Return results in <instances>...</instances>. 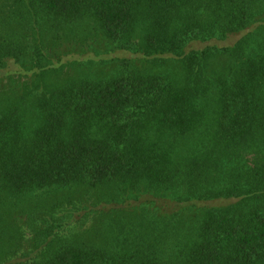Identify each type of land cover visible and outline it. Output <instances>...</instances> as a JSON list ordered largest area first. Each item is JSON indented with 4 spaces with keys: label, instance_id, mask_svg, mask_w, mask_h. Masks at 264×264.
<instances>
[{
    "label": "trees",
    "instance_id": "16d2710c",
    "mask_svg": "<svg viewBox=\"0 0 264 264\" xmlns=\"http://www.w3.org/2000/svg\"><path fill=\"white\" fill-rule=\"evenodd\" d=\"M0 264H264V0H0Z\"/></svg>",
    "mask_w": 264,
    "mask_h": 264
},
{
    "label": "rangeland",
    "instance_id": "374dc122",
    "mask_svg": "<svg viewBox=\"0 0 264 264\" xmlns=\"http://www.w3.org/2000/svg\"><path fill=\"white\" fill-rule=\"evenodd\" d=\"M100 64H101V63H100ZM109 68H111V67H109V66H102V67H100L97 71H98L99 73H102V72L107 71Z\"/></svg>",
    "mask_w": 264,
    "mask_h": 264
}]
</instances>
